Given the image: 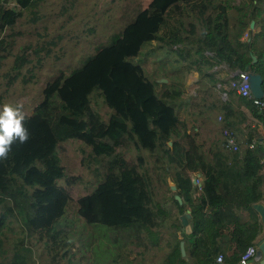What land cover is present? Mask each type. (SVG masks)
<instances>
[{"label":"trees","instance_id":"16d2710c","mask_svg":"<svg viewBox=\"0 0 264 264\" xmlns=\"http://www.w3.org/2000/svg\"><path fill=\"white\" fill-rule=\"evenodd\" d=\"M35 1L0 0V31ZM261 1L150 0L146 7L121 15L123 25L110 43L96 47L80 66L59 70L25 114L28 141H15L8 158L0 160V254L6 229L17 225L29 244L44 250L45 264H121L129 262L130 246L146 249L148 242L155 244L164 213L147 205L148 191L137 170L142 157L137 155L135 164L117 150L128 140L156 159L167 158L174 171L173 201L178 204V195L186 202L178 205L180 213L189 210L190 233L176 218L183 228L176 245L182 241L185 254L173 264H216L218 254L223 264H239L242 251L264 230L253 209V204L264 202V155L260 145L248 147L264 132L247 127L245 138L240 137L231 117L243 111L234 101L223 100L219 128L237 135L239 150L226 148L222 138V146L214 142V147L201 150L197 134L188 132L181 118L184 89L149 79L137 57L144 44L157 42L158 47H170L177 58L185 55L187 72L202 73V65L211 69L224 62L231 71L260 74L264 91ZM189 15L198 16L199 26L184 21ZM252 20L255 30L249 26ZM245 32L247 37L241 39ZM196 54L200 58H194ZM223 89L233 92L236 103L264 126V109L239 96L229 83ZM97 98L111 110L108 119L101 117ZM69 139L97 145L106 157L100 181L76 197L68 187L78 176L67 174L56 156L58 144ZM195 173L201 176L200 185L193 182ZM0 264L25 262L16 257Z\"/></svg>","mask_w":264,"mask_h":264},{"label":"rangeland","instance_id":"374dc122","mask_svg":"<svg viewBox=\"0 0 264 264\" xmlns=\"http://www.w3.org/2000/svg\"><path fill=\"white\" fill-rule=\"evenodd\" d=\"M149 1L36 0L33 2L22 11V15L16 18L12 25L0 31V110L4 104H12L22 106L24 114L29 113L40 100L45 84L59 70L67 72L80 66L83 58L94 52L96 47L110 43L123 25L121 15L124 12L132 14L135 7H146ZM221 1L224 4H233L239 0ZM261 4L264 7V0ZM229 11L231 15H235L233 9ZM184 21H193L196 27L200 23L198 16L194 15L184 17ZM256 27L253 23L250 28L255 30ZM157 45L160 46L157 42L144 44L137 60L144 67L149 79H164L166 83H178L184 89L182 97L185 98V103L181 108V116L190 117L188 132L196 133L200 149L207 150L206 145L218 142L221 137L223 139L222 131L216 128L214 133L210 134L199 131V128L195 130L197 124L194 114L197 116L199 110L193 107V103L200 102L197 95L201 92L194 88V80L190 79L188 84H185L186 69L182 66L183 62L174 55V51L166 45L161 47ZM191 74L188 72L187 76ZM197 75L201 77L203 72L197 71ZM157 89H160V86ZM97 103L101 117L108 119L111 110L101 98H97ZM211 112L214 113L215 109H211ZM235 137L238 142L237 135ZM117 150L123 153L125 159L135 164L138 162L137 155L142 157L143 166L138 165L137 170L141 173V180L148 191L147 205L153 210L161 209L164 213L160 227L161 236L157 242L155 244L148 242L146 249L130 246L132 252L129 255V262L122 261L121 264H173L176 260L183 259L185 254L183 242L176 245V241L182 238L183 229L176 218H180L183 213H180L179 207L173 201V191L168 188V185L175 186V183L174 171L168 165L167 158L156 159L146 151L137 150L132 141L128 140L118 146ZM56 156L65 166L67 174L78 176L76 182L68 187L72 196L90 192L100 181L106 157L97 145L89 146L79 140L69 139L58 144ZM17 226L19 228L13 226L17 229H6L0 261L12 263L16 257H19L25 264H45L44 250L29 244L26 233L23 234L20 230L22 227ZM21 238L24 241L20 243ZM103 240L104 243L108 242L106 236ZM97 252L98 258L100 247Z\"/></svg>","mask_w":264,"mask_h":264},{"label":"crops","instance_id":"0c3cea01","mask_svg":"<svg viewBox=\"0 0 264 264\" xmlns=\"http://www.w3.org/2000/svg\"><path fill=\"white\" fill-rule=\"evenodd\" d=\"M254 25L257 26V24L255 22H254ZM242 37H244V35L241 36V39H242ZM193 47H195V46L193 45ZM182 48H183V51H185L186 47H182ZM183 56L179 57V59L181 60V62H183L182 66L185 67V69H186V63L188 62V58L185 57V55H183ZM195 57H196V59L200 58V54L194 55V58ZM202 66H203V68H202L203 76H201V77H199L197 75V71H192L191 72L192 74L187 76L188 72L186 70L185 84H188L190 79H192L195 82L194 88L198 89L201 92L200 95H197L198 99H200V102L195 103V101H194V103H193L194 104L193 107L195 109L199 110L197 112V116L194 114V119L196 120L195 122L197 124V127L195 128V130L196 129L198 130V128H199V131H201V132H207V133L213 134L214 130H216V128H219L221 126L222 113H221V111L218 110V106L221 103V101L228 100V101H234V103H233L234 107L236 109H240L243 111L242 114H239V115L235 112L236 117H233L235 115H233L231 117L232 120L237 122V127H240V133L238 134V135H240V137L245 138L246 133H248L247 127L255 128L260 133H263L264 132V126L261 123H259L256 119H254L245 107L240 106L236 103V95L233 92L226 93L224 91L223 88H225L226 85L228 86V83H229L230 78H231V73L233 72L228 68L227 64L223 62L220 65L214 66L211 69H209L207 66L206 67H204V65H202ZM157 81L166 82V80H164V79L163 80L158 79ZM167 82H170V81L167 80ZM171 82H173V81H171ZM168 84H170V83H168ZM181 99H185V98L181 97ZM183 104H182V106H183ZM211 109H215V112L214 113L211 112ZM180 114H181V109H180ZM181 118L186 120V126H188V124L190 123V117L182 115ZM217 143L220 146H222V141L217 142ZM209 144L206 145V149H209L210 147H214V145H215V144H213V142H211ZM192 179H193V182H195V179H198L200 182L201 176L199 173H195V175H193ZM168 188H169V190H174L175 186H174V184H170V185H168ZM174 198L178 202V204H176L177 206L178 205H184L186 203L178 195H175ZM185 212L189 213V210H186ZM247 264H254V263H251V261H249Z\"/></svg>","mask_w":264,"mask_h":264},{"label":"built area","instance_id":"2783aa9c","mask_svg":"<svg viewBox=\"0 0 264 264\" xmlns=\"http://www.w3.org/2000/svg\"><path fill=\"white\" fill-rule=\"evenodd\" d=\"M246 36L247 33L244 34V37ZM249 79H250V74L248 70L246 69L235 70L231 73V78L229 81L230 88H232L239 96L251 100L252 103L259 108V110H262L264 109V100L262 98L254 97V95L251 93ZM222 135H223L224 146L226 148H228L231 151L239 150V145L233 132L229 131L228 129H223ZM256 145H260L262 147V152L264 155V135L262 138L253 139L251 142L248 143L249 148H253ZM195 182L200 185L198 179H195ZM249 250H251V255H249ZM256 251H257V247L255 246V244L248 245L240 254L239 263L247 264L249 261H251L254 258ZM218 257L222 258L220 264H223L222 254L217 255L215 259V263L218 264V260H217Z\"/></svg>","mask_w":264,"mask_h":264},{"label":"clouds","instance_id":"9594fccd","mask_svg":"<svg viewBox=\"0 0 264 264\" xmlns=\"http://www.w3.org/2000/svg\"><path fill=\"white\" fill-rule=\"evenodd\" d=\"M25 114L22 106L12 104H4L0 110V160H6L11 151V145L15 141L21 144L26 143L29 139L28 130L24 127L23 121ZM251 255V250H249ZM220 264L222 258H217Z\"/></svg>","mask_w":264,"mask_h":264},{"label":"water","instance_id":"95a60500","mask_svg":"<svg viewBox=\"0 0 264 264\" xmlns=\"http://www.w3.org/2000/svg\"><path fill=\"white\" fill-rule=\"evenodd\" d=\"M254 21H250V27L253 26ZM255 56H253V61H255ZM250 74V90L251 93L256 98H262L264 96V91L262 88V78L258 73H254L249 70ZM163 80V79H160ZM253 209L257 212L261 223L264 226V202H257L253 204ZM190 214L188 212H184L180 216L181 224L184 227V231L186 233H190L191 225L189 224ZM255 246L257 247L256 254L254 258L251 260V263L254 264H264V231L262 235L255 241ZM240 264V263H239Z\"/></svg>","mask_w":264,"mask_h":264}]
</instances>
